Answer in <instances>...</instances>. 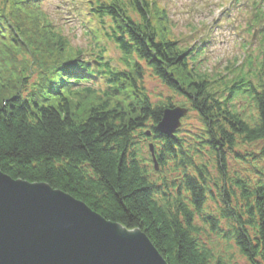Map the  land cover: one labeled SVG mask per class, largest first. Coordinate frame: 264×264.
Instances as JSON below:
<instances>
[{"label": "trees", "instance_id": "obj_1", "mask_svg": "<svg viewBox=\"0 0 264 264\" xmlns=\"http://www.w3.org/2000/svg\"><path fill=\"white\" fill-rule=\"evenodd\" d=\"M48 1L0 0V170L140 229L168 264H227L199 240L198 217L225 231L251 264H264V173L231 176L227 156L264 140V0H252L246 28L257 31L262 59L236 58L216 77L199 70L200 47L181 45L155 0H71L96 44L89 57L71 45ZM146 70L184 98L196 126L184 123L172 137L157 130L175 104L151 100ZM241 96L249 113L237 108ZM137 139L153 142L159 169L152 155L147 167ZM205 154L230 183L221 195L226 230L205 210L212 181ZM233 185L242 199L235 205Z\"/></svg>", "mask_w": 264, "mask_h": 264}, {"label": "rangeland", "instance_id": "obj_2", "mask_svg": "<svg viewBox=\"0 0 264 264\" xmlns=\"http://www.w3.org/2000/svg\"><path fill=\"white\" fill-rule=\"evenodd\" d=\"M155 1L160 8L166 11V20H163L162 23L173 32L174 37L179 38L181 45L200 47L198 58L200 62L197 67L206 75L214 77L220 74L225 75L232 69L231 66L236 62V58L240 59L239 61L242 63L248 54L262 59V55L257 50L259 42L257 31L250 32L246 29L252 0ZM71 2V0H50L46 8L54 19L64 25V34L69 38L71 45L88 52L86 57H89L96 44L92 35L87 32L86 24H83L70 9L73 7ZM59 4L62 8L58 6ZM108 45L111 57L119 63L121 53L114 45L110 43ZM18 59L22 62V55H19ZM143 82L153 102L170 100L175 106H183L184 98L173 93L150 71L146 70ZM250 104V100L246 97L241 96L237 99V108L245 109L247 113L252 109ZM80 107L81 105L78 110ZM184 123L190 126H196L198 123L196 114L190 109L188 115L183 118L181 127ZM140 140L137 139V141ZM150 143L153 142L141 140L140 143L149 169L153 166L150 161ZM237 153L244 155L245 159H242ZM227 156L231 176L237 173L240 176L253 179L261 176L260 171L264 173V140L239 145L236 152H229ZM202 161L209 163V172L212 178L211 194H209L205 210L218 218L221 227L226 230L228 229L227 223L220 216V211L225 205L223 200L226 198L221 195L223 194L222 187L226 186L229 189L230 183L224 182L210 155L205 154ZM231 189L236 192V196L232 198L233 205L240 203L242 200L240 190L234 185L231 186ZM196 222L199 228V240L209 247L216 256L222 257L227 264H251L239 252L234 241L226 235L225 231L214 230L207 221L205 222L199 217Z\"/></svg>", "mask_w": 264, "mask_h": 264}, {"label": "water", "instance_id": "obj_3", "mask_svg": "<svg viewBox=\"0 0 264 264\" xmlns=\"http://www.w3.org/2000/svg\"><path fill=\"white\" fill-rule=\"evenodd\" d=\"M188 113L184 106L165 108L157 130L174 136ZM149 148L158 167L154 144ZM0 264L168 263L140 229L108 220L47 183L0 170Z\"/></svg>", "mask_w": 264, "mask_h": 264}]
</instances>
